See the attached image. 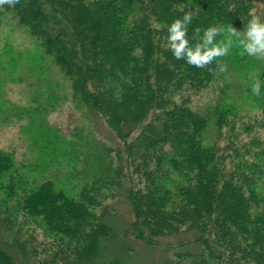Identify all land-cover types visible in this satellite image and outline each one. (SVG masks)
<instances>
[{"label": "trees", "instance_id": "1", "mask_svg": "<svg viewBox=\"0 0 264 264\" xmlns=\"http://www.w3.org/2000/svg\"><path fill=\"white\" fill-rule=\"evenodd\" d=\"M0 11L32 36L35 51L16 62L41 77L49 101L68 92L88 124L112 137L84 139L97 141L93 173L74 193L46 176L25 187L34 172L0 148V264H141L132 242L152 249L162 238L174 239L164 241L172 254L150 264H264V138L256 133L263 125L242 115L264 107V59L234 44L220 58L221 73L216 62L198 68L177 60L165 39L167 26L188 12L192 43L196 27L243 30L251 15L264 20V0H19ZM257 77L260 96L251 91ZM214 85L216 97L192 103ZM28 126L39 156L59 155L54 128L39 119ZM115 195L129 209L122 224L105 204ZM20 215L56 236L52 257L21 239L13 220Z\"/></svg>", "mask_w": 264, "mask_h": 264}, {"label": "rangeland", "instance_id": "2", "mask_svg": "<svg viewBox=\"0 0 264 264\" xmlns=\"http://www.w3.org/2000/svg\"><path fill=\"white\" fill-rule=\"evenodd\" d=\"M6 50H9L11 56H15L16 67H13L10 63L11 58L9 55H5ZM33 51H35L34 41L25 27L18 25L11 13L0 11V148L12 150L17 162L23 163L26 169L34 172L26 174L27 182L23 184L25 187L34 184L33 180L35 179L32 176L37 175V180L39 176H46L55 180L57 186H63L74 193L84 181L83 177L93 173V169L88 167V164L93 160L91 156L93 148L97 146V141L88 139V137V140L84 142V139L94 133L96 137L100 136L108 143L112 140V137L101 125L94 127L88 124L82 110L72 106L68 92L62 98L49 101L47 86L40 79L41 77L36 76L34 72H26L23 63L19 65V61L16 62V57L21 56L23 58L27 52ZM25 65L27 66L26 62ZM49 67L51 68V65ZM53 70L57 74L56 77H58L56 70ZM37 80L41 81L40 86H35ZM59 81L61 84L63 83L61 89H67V85L63 82L64 80H61L60 74ZM217 95L216 85H214L193 95L192 103L194 101L200 105ZM36 104L44 106L42 110L34 115L28 110ZM253 107L251 109L248 107L243 108L242 115L244 119H247L248 117L245 115L247 113L252 118L250 121H253L254 118L260 120L263 126L256 128V133L262 134L264 138V107L263 109H261V106ZM31 119H39L43 121L48 129H55L60 146L58 156H51L50 153L44 156V159L39 156L40 151L34 147L30 137L32 131L28 125ZM85 128L88 130L87 132L83 131ZM79 131H82V133L78 135ZM62 153L68 154L64 161ZM87 154L90 157L86 159ZM51 158H56L54 163H52ZM70 165H72L71 168ZM105 204L114 206L118 210V215L114 219L119 221L120 224H122L123 219L130 216L127 204L118 195H115L114 198L108 197L105 199ZM13 220L18 226V234L22 240L30 243L38 253L47 254L48 256L51 254L52 257L53 245L57 244L54 239L56 236L47 234L42 221L34 219L30 215L24 217L20 215ZM168 240L172 244L175 243L174 239L162 238L160 243L153 246L152 249L143 245L140 241L137 243L132 242L133 247L136 248L135 259L141 264H150L171 255L172 250L169 252L168 247L164 245V241ZM114 245L115 243L111 246L109 244L110 248ZM38 253H36L37 256L40 255Z\"/></svg>", "mask_w": 264, "mask_h": 264}, {"label": "clouds", "instance_id": "3", "mask_svg": "<svg viewBox=\"0 0 264 264\" xmlns=\"http://www.w3.org/2000/svg\"><path fill=\"white\" fill-rule=\"evenodd\" d=\"M19 0H0V8L14 7ZM193 20L191 12L184 13L182 18L174 19L167 26L166 44L177 60H184L187 64L207 68L216 62L219 72L227 71V65L220 58L230 54L234 44L242 49L241 54L264 59V20L257 15H251L243 30H237L231 24L227 28L211 25L201 30L196 27L193 30L192 40L188 37V28ZM227 32V38L218 40L217 37ZM235 38V39H233ZM261 81L257 77L251 81V91L255 96H260Z\"/></svg>", "mask_w": 264, "mask_h": 264}]
</instances>
